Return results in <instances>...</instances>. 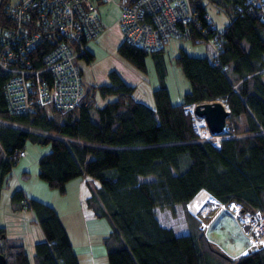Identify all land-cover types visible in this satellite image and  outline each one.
<instances>
[{"label": "trees", "instance_id": "trees-1", "mask_svg": "<svg viewBox=\"0 0 264 264\" xmlns=\"http://www.w3.org/2000/svg\"><path fill=\"white\" fill-rule=\"evenodd\" d=\"M228 1L233 11L220 29L217 54L208 45L209 55L182 48L174 55L189 84L175 102L163 84L153 87L152 105L137 99L135 84L111 68L108 82L89 83L77 106L12 113L2 93L7 72L0 68V195L10 185L11 206L33 209L44 233L34 244L36 264L78 261L56 208L10 183L18 160L14 150L23 149L25 140L50 144L36 161L47 187L62 194L73 177L97 179L87 204L109 222L102 239L107 264H264V248L234 257L220 249L186 207L203 194L221 203L236 200L243 210L264 215V0ZM6 2L0 0V32L11 24ZM39 48L44 44L34 47V57ZM163 50L164 45L148 51L122 38L116 48L141 71L147 53L161 67ZM91 55L87 50L83 57ZM218 98L228 113L215 145L211 137L197 135L182 105ZM176 203L186 223L181 234L159 224L155 214L156 207L174 214ZM1 253L4 264H28L23 244L9 239L0 224Z\"/></svg>", "mask_w": 264, "mask_h": 264}, {"label": "built area", "instance_id": "built-area-1", "mask_svg": "<svg viewBox=\"0 0 264 264\" xmlns=\"http://www.w3.org/2000/svg\"><path fill=\"white\" fill-rule=\"evenodd\" d=\"M107 3L117 7L121 38L128 44L150 51L176 37L206 41L215 55L218 52L221 30L213 24L205 3L202 7L200 0H7L6 17L11 24L0 32V68L7 72L2 93L9 112H27L37 107L48 111L51 107L79 104L83 89L76 60L87 53V41L103 30L99 9ZM41 44L45 49L34 57V47ZM261 70L264 71V64ZM195 104H183L184 113L191 116V126L197 135L214 136L213 144L217 145L219 135H212L204 118L195 114ZM199 118L201 128L195 127ZM14 154L19 158L24 151L14 150ZM212 200H203L197 206L194 203L192 213L200 229L205 231L207 227L202 216L210 208L227 211L248 241L244 252L264 248V215L259 209L243 210L236 200L226 203ZM26 208L25 205L20 209Z\"/></svg>", "mask_w": 264, "mask_h": 264}, {"label": "crops", "instance_id": "crops-1", "mask_svg": "<svg viewBox=\"0 0 264 264\" xmlns=\"http://www.w3.org/2000/svg\"><path fill=\"white\" fill-rule=\"evenodd\" d=\"M117 24L104 27L103 30L94 39V45L100 44L107 50L106 58L108 54L114 55L117 53V44L121 40L120 34H117ZM119 36V37H118ZM87 50L90 51L91 59H86L83 56H78L77 61H80V66L83 62L93 60V48L86 43ZM82 58L84 61H82ZM104 57H100L99 62H93L90 64V74L87 78L88 82L84 84L86 87L89 83L99 84L100 82H108L107 72L112 68H116L117 72L128 83L136 84L139 80L138 73L131 67L125 66L123 63L122 70L112 64L102 61ZM118 60V58L116 57ZM78 64V63H77ZM79 66V68H80ZM81 69V68H80ZM82 74V70H81ZM25 156V154L23 155ZM14 168L12 171L13 182L11 185L22 188V191L26 197H34L39 200L47 201L44 198H40L35 191V184L39 181V176H36V172L31 174L30 170H24L23 166ZM19 170V171H18ZM10 175V178H11ZM98 181L89 174H83L78 177L65 182V191L60 194H54L49 187V193L52 196V200L47 201L56 208L59 218L61 219L63 227L66 229L68 239L70 240L72 250H74L75 258L78 264H107L106 248L103 244V236L110 229L107 217L94 214L92 208L87 204V198L90 196L91 190L97 187ZM12 188L5 186L0 195V224L3 225L6 236L9 239L19 241L23 244L24 251L26 252L28 264H36L34 257V244L38 241H43L44 233L39 227L37 219L33 209H16L11 206L8 195ZM197 196V195H196ZM205 196V195H204ZM212 197V196H211ZM195 198V197H194ZM194 202V201H193ZM178 203L174 205V211L177 208ZM165 208H155V214L159 224L168 226L173 229L175 234H181L186 232V226L181 231H176L172 220L173 215L165 217L163 211ZM217 211V210H216ZM209 211L206 216L210 213ZM211 216L210 221H213L216 215ZM161 216L164 218L162 221ZM245 242V239H244ZM246 243V242H245ZM233 253L226 252L232 257L245 253V246L235 245L231 247ZM230 250V249H228Z\"/></svg>", "mask_w": 264, "mask_h": 264}, {"label": "rangeland", "instance_id": "rangeland-1", "mask_svg": "<svg viewBox=\"0 0 264 264\" xmlns=\"http://www.w3.org/2000/svg\"><path fill=\"white\" fill-rule=\"evenodd\" d=\"M205 9H207L208 15L210 19H212L213 24H215L217 29H221L226 22L230 20L232 15L233 9L231 8L230 1L228 0H204ZM118 9L113 4L107 3V5H102L99 9V15L101 17L102 24L104 27H108L109 25L117 24V17H118ZM118 27L117 34H120V29ZM119 37V36H118ZM121 37V34H120ZM88 46L93 48L94 54V62H99L100 57H104L102 61L105 63L112 64L118 68L123 67V64L127 67H131L138 73L139 80L135 84V89L133 90V95L137 99H140L146 102L149 105L153 104V97L151 95V91L153 87L159 84L165 85L167 88L168 96H170V100L175 102L182 98V93L185 90L189 89V84L186 76L182 73L180 66L175 63L174 55L178 51L179 48H182L186 52L190 54L196 55H209L211 52L209 46L207 45L206 41H191L189 39H181L176 37H171L164 45V50L162 52V66L157 67L154 62V56L147 53L144 57V69L142 71L133 66L124 56L119 55L118 53L114 52V55L111 53L108 54V58H106L107 50L105 52V47L98 44L97 46L94 45V39H90L87 41ZM118 58V60L116 59ZM93 60H89L88 62H83V65L80 66V61L76 60L77 65L80 66L82 70L81 79H82V89L84 90L86 84L88 82V76L90 74V64ZM82 61L84 59L82 58ZM123 63V64H122ZM112 69L116 68L112 67ZM214 139V136H209ZM23 151L25 156L19 157L15 164H13L12 171L14 168L20 169V166L24 167V170H30L31 174L36 172L37 176V166L36 161L39 157V154L45 152L49 149L48 143H34L30 140H25L24 142ZM18 170V171H19ZM13 182V178L11 175L10 183ZM35 191L40 198H44L45 200L49 201L52 200V196L49 193L58 194V191L55 188H52V192H49V187L44 179L40 178L39 181L35 184ZM4 191V190H3ZM211 197V196H210ZM206 200L208 201V197L204 196L203 194H198L194 198V202L187 204L186 207L189 212H192L197 205L201 203V201ZM46 201V202H47ZM45 202V201H44ZM196 202V206L194 203ZM191 208V209H190ZM209 209V208H208ZM210 208L211 211L207 216L203 215V221L207 223V227L204 231L208 238L215 243L220 249L223 251H228L233 253L234 250L231 247H235V245L245 246L247 247L248 241L244 238L242 231L240 230V226L235 219L231 217V215L227 211H216L215 209ZM209 212V211H208ZM207 212V213H208ZM222 212L216 215L213 221H210V218L213 214ZM165 217L173 215L174 218L172 220V224H174L176 231H181L186 223L184 222V215L182 213V206L181 204L177 205L176 210L172 213H169L167 209L163 211ZM162 221L164 218L161 216ZM245 239V242H244ZM230 249V250H228Z\"/></svg>", "mask_w": 264, "mask_h": 264}, {"label": "water", "instance_id": "water-1", "mask_svg": "<svg viewBox=\"0 0 264 264\" xmlns=\"http://www.w3.org/2000/svg\"><path fill=\"white\" fill-rule=\"evenodd\" d=\"M194 112L202 116L212 135H219L223 132L225 118L228 110L226 106L218 100L198 101L195 104ZM0 264H4V255L0 254Z\"/></svg>", "mask_w": 264, "mask_h": 264}, {"label": "bare ground", "instance_id": "bare-ground-1", "mask_svg": "<svg viewBox=\"0 0 264 264\" xmlns=\"http://www.w3.org/2000/svg\"><path fill=\"white\" fill-rule=\"evenodd\" d=\"M39 49H40V48H39ZM42 49H43V48H42ZM34 50H35V49H34ZM39 51H40V50H39ZM38 54H39V53H38ZM5 72H6V71H5ZM76 106H77V105H76ZM201 120H202L201 118H199V121H198V119H197V121H196V123H195V127H197V128L200 127ZM200 128H201V127H200ZM208 199H209L208 201H211V202H212V201H213L212 199H214V198H213V197H208Z\"/></svg>", "mask_w": 264, "mask_h": 264}]
</instances>
